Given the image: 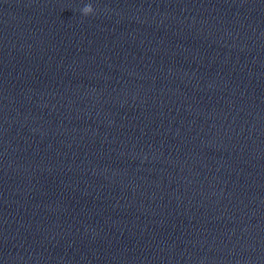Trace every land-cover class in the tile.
Wrapping results in <instances>:
<instances>
[{
    "label": "water",
    "instance_id": "water-1",
    "mask_svg": "<svg viewBox=\"0 0 264 264\" xmlns=\"http://www.w3.org/2000/svg\"><path fill=\"white\" fill-rule=\"evenodd\" d=\"M0 264H264V0H0Z\"/></svg>",
    "mask_w": 264,
    "mask_h": 264
},
{
    "label": "clouds",
    "instance_id": "clouds-1",
    "mask_svg": "<svg viewBox=\"0 0 264 264\" xmlns=\"http://www.w3.org/2000/svg\"><path fill=\"white\" fill-rule=\"evenodd\" d=\"M80 11L84 17H89L94 14V8L92 7L91 4L85 5Z\"/></svg>",
    "mask_w": 264,
    "mask_h": 264
}]
</instances>
